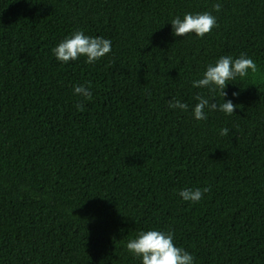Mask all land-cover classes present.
I'll use <instances>...</instances> for the list:
<instances>
[{"label": "trees", "instance_id": "trees-1", "mask_svg": "<svg viewBox=\"0 0 264 264\" xmlns=\"http://www.w3.org/2000/svg\"><path fill=\"white\" fill-rule=\"evenodd\" d=\"M205 12L210 33L173 34ZM78 30L111 52L57 60ZM241 54L235 114L195 119L198 95L224 101L193 81ZM149 230L194 264H264V0H0V264H142L126 245Z\"/></svg>", "mask_w": 264, "mask_h": 264}, {"label": "clouds", "instance_id": "clouds-1", "mask_svg": "<svg viewBox=\"0 0 264 264\" xmlns=\"http://www.w3.org/2000/svg\"><path fill=\"white\" fill-rule=\"evenodd\" d=\"M216 12H219L222 5L217 3L214 6ZM173 34L177 37H185L190 33H194L198 37H204L210 33L213 28L218 27L217 18L211 13L185 14L183 19L176 17L171 21ZM112 42L103 37L86 36L83 31H76L70 37L65 38L54 49L53 52L57 60L67 63L75 61L81 56L86 57V63L93 64L105 55L111 52ZM249 70L257 71L256 63L241 54L239 58L233 59L231 56L220 57L215 65H209L205 71L203 78L193 81V87L208 88L211 92L219 91L223 97V103L217 105L209 99L197 96L199 101L193 110L194 118L197 120H206L207 114L205 109L209 111L219 110L228 115L235 114L238 105L232 100H224L227 93L225 91L228 81L234 80L237 76L246 77ZM74 94L91 99L92 93L89 87L78 85L74 88ZM233 96H238L237 92ZM214 99V98H213ZM78 110H83V104L76 105ZM170 108H179L187 110L188 105L178 100L169 102ZM228 129L221 130V135H227ZM210 187L203 189H184L179 195L185 201L198 203L202 200L205 193L209 192ZM174 236L172 232H162L158 230H149L141 232L137 238L131 239L126 247L127 250L134 255L142 258V264H194V257L189 252L174 244Z\"/></svg>", "mask_w": 264, "mask_h": 264}]
</instances>
